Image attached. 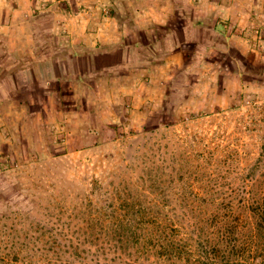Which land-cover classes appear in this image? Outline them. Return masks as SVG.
I'll list each match as a JSON object with an SVG mask.
<instances>
[{
    "label": "rangeland",
    "instance_id": "rangeland-1",
    "mask_svg": "<svg viewBox=\"0 0 264 264\" xmlns=\"http://www.w3.org/2000/svg\"><path fill=\"white\" fill-rule=\"evenodd\" d=\"M82 10L91 26L56 28ZM249 14L0 0V264H264V26Z\"/></svg>",
    "mask_w": 264,
    "mask_h": 264
},
{
    "label": "crops",
    "instance_id": "crops-1",
    "mask_svg": "<svg viewBox=\"0 0 264 264\" xmlns=\"http://www.w3.org/2000/svg\"><path fill=\"white\" fill-rule=\"evenodd\" d=\"M237 3H242V5H245L246 4V7H247V10L248 12H250L249 16L251 17V21L249 23V25H251V27H254L255 24H260L262 27L264 26V0H236ZM239 5V4H238ZM241 5V4H240ZM224 9L223 12H221V14H223V16L225 18H227L229 15L231 16H235V14H237L238 12H236L239 7H236V6H229V5H225L222 7ZM244 10V8H243ZM85 10H82L81 12H76L74 11V14H77L79 15L78 17H75V20L74 19H70V20H67V21H64V20H61V21H57L55 26L56 28H59V27H63V25L65 24V27H75L76 25L79 26V27H89L91 26L92 24V18L90 17H83L81 18L80 16H82L84 13ZM242 11V10H241ZM106 20H108L107 17H105L102 22H105ZM98 25H101L102 26V23L99 21L97 23ZM257 24V25H258ZM91 30V29H90ZM88 30V31H90ZM90 33H88L89 35ZM94 35V34H93ZM103 35V34H102ZM94 37V36H93ZM100 41H103V38L100 39ZM121 50L124 49V48H120ZM61 90H57L58 93H60Z\"/></svg>",
    "mask_w": 264,
    "mask_h": 264
},
{
    "label": "trees",
    "instance_id": "trees-1",
    "mask_svg": "<svg viewBox=\"0 0 264 264\" xmlns=\"http://www.w3.org/2000/svg\"><path fill=\"white\" fill-rule=\"evenodd\" d=\"M183 48H185V47H183ZM41 67V66H40ZM41 74V77L43 76V74L42 73H40ZM40 82L42 81V80H39ZM259 213L261 214V215H264V210H260L259 211ZM234 222H235V220L234 219H232V216H229V219L226 221V222H224L223 223V225L224 226H222V228H225L226 230H230V232L232 233L233 232V230H234V228H235V226H232V225H234ZM89 252H86V254H88ZM82 258L84 259L85 258V256H82ZM62 263L63 264H71L70 262H66V261H62ZM73 264V263H72ZM82 264H84V263H82Z\"/></svg>",
    "mask_w": 264,
    "mask_h": 264
}]
</instances>
